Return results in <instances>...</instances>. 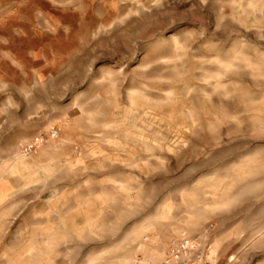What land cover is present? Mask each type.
Segmentation results:
<instances>
[{
	"label": "rangeland",
	"instance_id": "rangeland-1",
	"mask_svg": "<svg viewBox=\"0 0 264 264\" xmlns=\"http://www.w3.org/2000/svg\"><path fill=\"white\" fill-rule=\"evenodd\" d=\"M206 223L264 264V0H0V264H158Z\"/></svg>",
	"mask_w": 264,
	"mask_h": 264
},
{
	"label": "built area",
	"instance_id": "built-area-1",
	"mask_svg": "<svg viewBox=\"0 0 264 264\" xmlns=\"http://www.w3.org/2000/svg\"><path fill=\"white\" fill-rule=\"evenodd\" d=\"M27 151V149H26ZM213 225L206 223L197 233L180 234L170 243L158 264H214L210 260ZM132 264H155L150 260L136 259Z\"/></svg>",
	"mask_w": 264,
	"mask_h": 264
}]
</instances>
